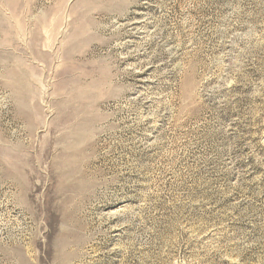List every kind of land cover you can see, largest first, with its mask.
Returning a JSON list of instances; mask_svg holds the SVG:
<instances>
[{"label": "rangeland", "instance_id": "1", "mask_svg": "<svg viewBox=\"0 0 264 264\" xmlns=\"http://www.w3.org/2000/svg\"><path fill=\"white\" fill-rule=\"evenodd\" d=\"M0 264H264V0H0Z\"/></svg>", "mask_w": 264, "mask_h": 264}]
</instances>
